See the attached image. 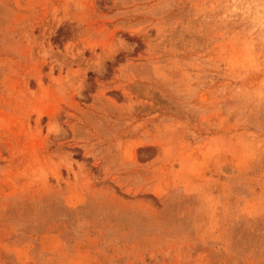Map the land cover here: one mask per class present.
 Returning a JSON list of instances; mask_svg holds the SVG:
<instances>
[{
  "label": "rangeland",
  "instance_id": "374dc122",
  "mask_svg": "<svg viewBox=\"0 0 264 264\" xmlns=\"http://www.w3.org/2000/svg\"><path fill=\"white\" fill-rule=\"evenodd\" d=\"M0 264H264V0H0Z\"/></svg>",
  "mask_w": 264,
  "mask_h": 264
}]
</instances>
